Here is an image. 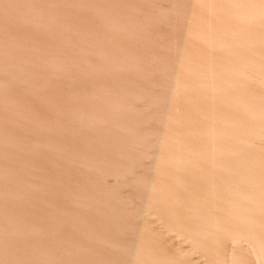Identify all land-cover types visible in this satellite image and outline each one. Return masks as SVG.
<instances>
[{"label":"water","instance_id":"water-1","mask_svg":"<svg viewBox=\"0 0 264 264\" xmlns=\"http://www.w3.org/2000/svg\"><path fill=\"white\" fill-rule=\"evenodd\" d=\"M0 264H264V0H0Z\"/></svg>","mask_w":264,"mask_h":264}]
</instances>
